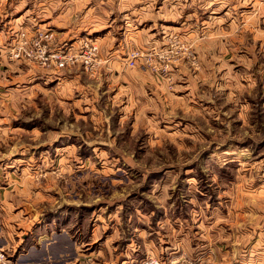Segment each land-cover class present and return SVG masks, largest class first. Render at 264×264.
Returning <instances> with one entry per match:
<instances>
[{
  "label": "rangeland",
  "instance_id": "rangeland-1",
  "mask_svg": "<svg viewBox=\"0 0 264 264\" xmlns=\"http://www.w3.org/2000/svg\"><path fill=\"white\" fill-rule=\"evenodd\" d=\"M160 1L168 9L176 2L148 0ZM178 2L159 15L183 14L189 0ZM86 4L0 0V164L13 170L0 181L16 183V230L29 237L66 222L80 242L99 216L115 229L112 245L126 242V264L148 255L178 264H264V61L258 56L250 80V64L194 47L192 26L159 25L152 38L126 39V85L108 81L112 66L101 53L106 61L94 74L81 64L57 69L12 57L22 39L31 49L30 39L48 30L59 44L67 34L43 22ZM10 61L19 72L13 79ZM93 248L82 245L87 262ZM117 251L111 259L98 253L96 264H121Z\"/></svg>",
  "mask_w": 264,
  "mask_h": 264
},
{
  "label": "crops",
  "instance_id": "crops-1",
  "mask_svg": "<svg viewBox=\"0 0 264 264\" xmlns=\"http://www.w3.org/2000/svg\"><path fill=\"white\" fill-rule=\"evenodd\" d=\"M194 1L189 0L183 14L177 17H162L159 15L160 12L168 8L166 4H161V1L158 5H153L148 0H88L89 4L82 7H64L57 10L43 24L52 25L54 30H58L63 35L67 34L60 39V44L69 42L75 45L81 38L94 39L99 45L101 55L107 56L110 60L109 65L112 69L104 73L110 82L119 81L120 78L126 85V75L121 73L123 61L126 59V39H142L141 37L147 39L146 36L152 38L150 30L158 25L160 28L192 26L193 30L187 33V38H193L194 47L202 43L201 50L204 56L213 57L216 54L220 61L239 60L241 62L236 63L244 67L250 64L251 78L248 79L254 80L253 76L259 73V57L264 61V0H250L247 4L232 3L228 0H205V3L195 4L192 3ZM178 6L179 2L176 0L168 10H176ZM149 13L152 16H149ZM229 30H236V33L228 35L233 32ZM243 32L247 33L245 34L247 39H244ZM229 40L233 42L232 45ZM2 48H0V69L6 57ZM10 62L7 64L11 70L8 75L13 79V76L16 78L19 72L15 68L16 65ZM30 74L28 73V76ZM36 75L38 73L34 72L32 79ZM1 83L0 80V86ZM17 85V81L15 84L10 82V89H15ZM3 91L4 89L0 87L1 97ZM11 168L2 161L0 176L11 177L13 171ZM2 183L8 190H2L0 185V246L13 249L10 255L15 264H96L99 256L111 259L112 252H116L117 249L119 251L117 252L123 256L121 264H126V242L124 247L117 248L118 243L116 239L114 240L115 229L109 230V222L104 225V222L99 221V216L91 218L94 220L92 226L85 232L84 240L80 242L76 241L77 228L69 227L66 222L59 223L58 228L49 227L46 231L34 229L32 233L33 231L30 230L29 237L25 229L17 231L16 225L11 222L13 216L18 215V211L14 212L11 208L17 200L11 192L16 183L10 179L0 181V184ZM11 184H13L12 188H10ZM79 229L83 231V228ZM28 238L30 242L27 243ZM112 241L117 247L111 244ZM123 241H126V238ZM84 244L94 247L89 253V255L95 254L90 262H87L90 258L80 252ZM128 252L130 253L131 250L128 249ZM135 263L137 262H132Z\"/></svg>",
  "mask_w": 264,
  "mask_h": 264
},
{
  "label": "built area",
  "instance_id": "built-area-1",
  "mask_svg": "<svg viewBox=\"0 0 264 264\" xmlns=\"http://www.w3.org/2000/svg\"><path fill=\"white\" fill-rule=\"evenodd\" d=\"M52 30L40 33L38 39H30L32 43L31 49L26 48L28 39H22L20 46L12 50V57L24 55L29 59L35 60L39 65H51L57 69H63L76 64H81L83 69L94 74L102 63L106 60L100 56L98 43L94 39L83 38L78 44L72 43L52 44L54 39ZM131 63L132 60H130ZM161 260L159 257L148 255L135 264H178L181 261ZM0 264H15L12 256H10L3 247L0 246Z\"/></svg>",
  "mask_w": 264,
  "mask_h": 264
}]
</instances>
